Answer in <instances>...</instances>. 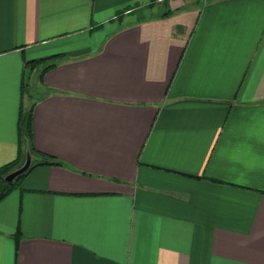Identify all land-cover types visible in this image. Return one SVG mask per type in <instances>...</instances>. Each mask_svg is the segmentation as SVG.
<instances>
[{
	"label": "crops",
	"instance_id": "obj_1",
	"mask_svg": "<svg viewBox=\"0 0 264 264\" xmlns=\"http://www.w3.org/2000/svg\"><path fill=\"white\" fill-rule=\"evenodd\" d=\"M186 2L0 0V264H264V0Z\"/></svg>",
	"mask_w": 264,
	"mask_h": 264
},
{
	"label": "trees",
	"instance_id": "obj_2",
	"mask_svg": "<svg viewBox=\"0 0 264 264\" xmlns=\"http://www.w3.org/2000/svg\"><path fill=\"white\" fill-rule=\"evenodd\" d=\"M57 55L33 59L25 61V67L30 72L42 66L38 74L41 78L43 74L57 63L55 61ZM27 82L22 84V95L28 96ZM34 103H31L28 107L19 108L18 121H17V133H18V153L17 157L10 163L0 168V200L4 198L12 189H14L21 178L28 173L32 168L37 165H59L61 164L56 159L45 155L37 151L32 143V111ZM28 149L31 162L28 168L16 176L12 182L5 180V176L10 173L14 168L21 166L25 161L26 150Z\"/></svg>",
	"mask_w": 264,
	"mask_h": 264
},
{
	"label": "rangeland",
	"instance_id": "obj_3",
	"mask_svg": "<svg viewBox=\"0 0 264 264\" xmlns=\"http://www.w3.org/2000/svg\"><path fill=\"white\" fill-rule=\"evenodd\" d=\"M186 4L187 5H193V6H196V7H200L206 0H186ZM42 66H39L37 69L35 70H32L30 72H28V75L26 77V82L28 84L27 86V89H28V95L30 96V98L34 99L36 96H37V91L36 89H34V86L36 85L37 83V74L39 72V70L41 69ZM36 92V93H35ZM26 105H27V101H26ZM20 167V166H19ZM19 167L17 168H14L12 171L18 169ZM11 171V172H12ZM9 174V173H8Z\"/></svg>",
	"mask_w": 264,
	"mask_h": 264
},
{
	"label": "water",
	"instance_id": "obj_4",
	"mask_svg": "<svg viewBox=\"0 0 264 264\" xmlns=\"http://www.w3.org/2000/svg\"><path fill=\"white\" fill-rule=\"evenodd\" d=\"M31 158L28 149L26 150V156H25V161L24 163L16 170L10 172L5 176V180L8 182H12L16 176L24 172L28 166L30 165Z\"/></svg>",
	"mask_w": 264,
	"mask_h": 264
}]
</instances>
